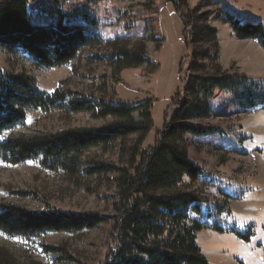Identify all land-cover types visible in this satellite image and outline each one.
I'll use <instances>...</instances> for the list:
<instances>
[{
    "label": "rangeland",
    "instance_id": "rangeland-1",
    "mask_svg": "<svg viewBox=\"0 0 264 264\" xmlns=\"http://www.w3.org/2000/svg\"><path fill=\"white\" fill-rule=\"evenodd\" d=\"M184 1L189 10L196 9V16L205 20L195 18L184 27L167 0H29L31 25L51 26L61 21L90 40L79 49L76 60L54 69L34 67L22 54L0 48V70L32 77L42 93L70 90L128 104L151 99L153 129L142 148L149 150L155 144L156 133L172 115V99L181 96L185 73H190L187 57L191 50L209 54L213 49L212 42L202 38L186 45L183 35L187 37L195 28L215 29L219 62L205 59L200 65L207 68L192 71L193 75H217L218 65L219 76H245L259 104L247 108L236 95L215 91L209 102L211 118L190 122L214 130L185 140L190 160L203 170L198 182L189 186L185 183L203 198L198 204L200 212L190 217L204 226L197 243L209 264H264V50L256 41L251 42L254 40L233 37L224 22V17L230 16L241 25L264 27V0ZM139 45L144 47L151 65L116 73L114 66L96 59L120 48L133 51ZM110 122L94 120L88 114L29 110L25 125L13 133L31 136L95 129ZM128 142L133 143V138ZM82 160L85 169L94 165L122 169L129 159L113 146L93 149ZM114 178V174L73 177L61 171L48 172L39 161L19 165L0 161V203L33 212L53 207L107 218L98 228L73 235L53 233L25 240L0 232V250L10 254L17 264H102L115 247L112 227L118 214L113 209L117 196ZM46 248L63 249L67 258L61 252L47 254Z\"/></svg>",
    "mask_w": 264,
    "mask_h": 264
},
{
    "label": "trees",
    "instance_id": "trees-1",
    "mask_svg": "<svg viewBox=\"0 0 264 264\" xmlns=\"http://www.w3.org/2000/svg\"><path fill=\"white\" fill-rule=\"evenodd\" d=\"M167 1L173 4L184 27H189L192 19L205 20L196 16V9L189 10L184 0ZM28 6L29 0L1 1L0 48L9 53H20L32 66L42 69L59 68L76 60L79 49L90 39L61 21L51 26L31 25ZM224 22L236 39L254 40L264 50L262 25H241L230 16H225ZM187 35H183L184 44L188 45V41L194 44L202 38L206 43L212 42L213 53L191 50L187 57L191 62L190 73H185L181 96L172 99V115L156 133L155 144L149 150L142 148L153 129L151 99L128 104L95 99L70 90L42 93L36 89L32 77L0 70L2 163L19 165L39 161L48 172L61 171L73 177L114 174L117 196L113 209L118 214L112 227L115 247L102 264H209L197 243V235L204 226L190 217L191 213L200 212L198 204L203 198L196 189H189L185 184L188 182L189 186L198 182L203 170L190 160L185 140L212 134L214 130L190 122L211 118L209 102L215 91L236 95L247 108L259 103L255 102L258 95L247 87L245 76H219L221 69L218 65L217 75H193L207 68L200 65L201 61L219 62L217 31L209 27L195 28ZM96 59L114 66L116 73L151 65L141 45L133 51L120 48ZM29 110L88 114L94 120L109 119L111 122L95 129L62 130L31 136L14 134L16 129L25 125ZM132 138L133 143L129 144ZM113 146H118L128 156L125 168L104 165L84 168L82 158L85 153ZM106 221L107 218L93 212L74 213L53 207L33 212L0 203V232L13 238L33 240L53 233L79 234L94 230ZM62 250L46 248L45 252H61L62 257H66ZM0 264L17 263L10 254L0 250Z\"/></svg>",
    "mask_w": 264,
    "mask_h": 264
},
{
    "label": "crops",
    "instance_id": "crops-1",
    "mask_svg": "<svg viewBox=\"0 0 264 264\" xmlns=\"http://www.w3.org/2000/svg\"><path fill=\"white\" fill-rule=\"evenodd\" d=\"M233 37H234V36H233ZM251 42H253V43H254L255 41H251ZM255 43H256V42H255ZM255 43H254V44H255ZM256 44H257V43H256ZM257 45H258V44H257ZM247 77H248V76H247ZM249 77H250V76H249ZM249 77H248V78H249ZM252 78H253V77H252Z\"/></svg>",
    "mask_w": 264,
    "mask_h": 264
}]
</instances>
